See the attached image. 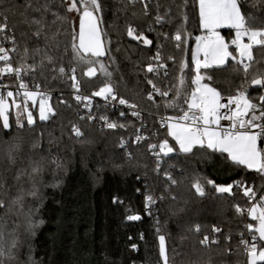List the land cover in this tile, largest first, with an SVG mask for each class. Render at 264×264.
I'll list each match as a JSON object with an SVG mask.
<instances>
[{"label": "snow or ice", "instance_id": "1", "mask_svg": "<svg viewBox=\"0 0 264 264\" xmlns=\"http://www.w3.org/2000/svg\"><path fill=\"white\" fill-rule=\"evenodd\" d=\"M259 3L258 10L264 13V0ZM137 4L144 22L125 19L124 33L135 42L134 47L130 45L133 50L149 55L143 62H131L129 75L134 83L130 87L126 66L113 54L121 49L112 47L103 27L109 0H0V79L14 81L11 86L0 83V132L8 137H0V264H38L30 241L44 223L39 218L43 189L59 188L67 171L65 159L42 146L43 133L27 142L21 135L35 131L36 113L43 123H55L59 115L51 91L42 89L37 80H48L46 73H52L51 80L69 82L70 99L61 94L57 100L69 109L75 106L79 121L99 122L101 130L113 132L134 128L127 139H118L122 159L110 157L107 164L113 170L125 165L129 170L141 166L147 170L148 165H140L130 146L149 155L152 172L162 182L159 194H153L147 171L136 176L144 186L149 215L157 200L177 202L175 193L185 183L201 198L210 186L215 193L233 198L235 213L251 222L244 223L234 250L232 233L222 234L223 229L215 224L211 234L200 223L190 224L187 231L204 249L215 245L224 247L225 253L246 257L237 264H264V19L250 10L257 8L256 0L250 5L249 0H197L203 34L194 38L190 61L186 58L191 39L188 0H170L166 6L160 0H126L123 10L131 7L135 18ZM221 28L233 30L234 37L226 40L218 31ZM65 56L69 57L67 66ZM124 58L131 59L127 51ZM229 71L237 82L224 93L214 78ZM129 92L138 98H129ZM142 103L147 107L142 108ZM162 110L174 113L159 116L163 137L145 122ZM221 121L228 126L223 127ZM68 131L76 143H92L79 123H71ZM56 139L48 134L49 144ZM214 156L222 158L238 178L217 182L191 167L194 158ZM174 161L180 162L179 172ZM98 163L97 171L102 172L104 162ZM46 175L52 176L50 182ZM112 202L124 203L115 195ZM128 211L127 220L141 219ZM155 237L156 264H174L158 218ZM139 239L143 241L144 235ZM130 247L138 250L136 243ZM25 249L27 259L22 260Z\"/></svg>", "mask_w": 264, "mask_h": 264}, {"label": "trees", "instance_id": "2", "mask_svg": "<svg viewBox=\"0 0 264 264\" xmlns=\"http://www.w3.org/2000/svg\"><path fill=\"white\" fill-rule=\"evenodd\" d=\"M23 2V0H18ZM126 0H109L110 7L104 14V29L108 38L112 41V47L119 45L121 51L114 52L122 67L125 68V79L131 87L134 83L129 75L132 68V61H144L149 53L141 54L139 50H133L135 42L124 33L125 19L132 20L133 23L144 22L140 16L141 6L136 5L137 17H132L133 9L130 7L124 11ZM253 0H249V5ZM162 5H167L170 0H160ZM257 8L250 9L258 18L264 19V13L259 11L260 3L256 0ZM197 0H188V24L187 30L191 34L188 41V51L186 58L191 60L192 44L195 37L202 34L198 26ZM119 9V10H117ZM163 11V9H161ZM226 40L234 37V31L227 28L222 31ZM132 45L133 47H130ZM127 51L130 60L124 58ZM68 56L64 57V64L67 66ZM49 77L44 80L37 77L41 87L50 90L55 94L52 99L53 105L59 113L52 122H39L34 132L25 131L21 133L25 141L39 136L43 133L42 146L51 148L53 154L65 159L66 173L63 174V183L59 188L43 189L44 201L40 207L39 218L44 220L42 225L36 229L35 236L30 243L33 248L34 259L38 264H156L158 257V247L155 237V219L158 218L162 233L168 237L170 260L174 264H237V261H245L242 254L225 253L224 247L218 248L213 245L210 250L204 249L196 243V238L187 231L190 224L200 223L204 232L210 233L213 224L223 229L222 234L232 233L233 250L238 240V233L244 230L245 217H239L232 207L234 200L231 197L221 196L211 190L208 186L207 196L201 198L194 195V189H189L187 183L183 184L176 191L177 202L170 199L163 202L157 200L151 206V215L145 210L144 186L136 180L139 173L143 176L147 171L148 184L153 194L161 191V181L152 172V161L143 149L137 150L135 146H130L140 165L147 164L145 170L142 166L129 170L128 165L120 170L111 169L107 162L110 157L121 160V152L118 147V139L123 136L125 139L134 131L129 126L127 132L122 130L105 131L98 129L95 122L87 125L77 119V109L75 106L69 109L65 105L59 104L57 97L63 94V99L69 100V82H58L51 80L52 73H46ZM235 76L229 72L218 74L214 78L215 86L224 93L232 90L236 86ZM134 91H138L134 90ZM129 98L135 97L134 92L126 93ZM146 108V104H141ZM111 115V112H109ZM172 115L171 110H163L155 116L148 117L146 124L154 132L159 129L161 137L164 136L165 129L158 125L157 117L160 115ZM147 115V113H145ZM71 123H79L92 143L81 145L74 139H69V128ZM132 123L138 126L135 118ZM63 127V136H61ZM52 133L56 137L53 144L48 143V134ZM0 137L7 139L4 132H0ZM171 141V138H168ZM83 157V159H82ZM183 157H181V161ZM98 161L104 162V170L98 172L100 166ZM176 163V171H180V162ZM202 175L216 179L217 182H230L231 178H238V173L232 171L222 158L212 157L211 159L194 158L191 166ZM2 168V165H0ZM45 180L50 182L51 175H46ZM259 183V180H257ZM140 191L137 192L136 189ZM118 196L124 201L123 204H114L113 196ZM241 204L244 203L242 197L238 198ZM140 215L138 221H129L126 216L129 214ZM143 234L145 239H139ZM184 239H181V237ZM129 237L131 239H129ZM136 243L138 250L133 251L131 244ZM224 245V241H221ZM175 249V252L172 249ZM22 260L27 259V249L22 251Z\"/></svg>", "mask_w": 264, "mask_h": 264}, {"label": "built area", "instance_id": "3", "mask_svg": "<svg viewBox=\"0 0 264 264\" xmlns=\"http://www.w3.org/2000/svg\"><path fill=\"white\" fill-rule=\"evenodd\" d=\"M0 83H7V84H9V85L11 86L12 84H14V81H13V80H10V79L7 78V77H5V78L0 79ZM30 86H31V84H30ZM42 89H44V88H42ZM51 93H52V99L55 98L57 95H60L59 93L55 94V93L52 92V91H51ZM96 100H97V102L102 103V101H100V98H96ZM94 110H95V109H94ZM164 115H167V114H164ZM157 119H158V121H159V116L157 117ZM95 123H96L98 129L101 130L100 125H99V122H95ZM158 125H159V122H158ZM221 125H222L223 127H227V126H228V122H227V121H221ZM159 126H160V125H159ZM161 128H162V127H161ZM163 129H164V128H163ZM104 130H105V131H110V130H107V129H104ZM245 222H251V221H248L247 218L245 217Z\"/></svg>", "mask_w": 264, "mask_h": 264}, {"label": "rangeland", "instance_id": "4", "mask_svg": "<svg viewBox=\"0 0 264 264\" xmlns=\"http://www.w3.org/2000/svg\"><path fill=\"white\" fill-rule=\"evenodd\" d=\"M223 29H227V28H221V29L218 30L222 36H223V33H222ZM234 35H235V33H234ZM192 45H193V46H192V49H193V48L195 47V41L193 42ZM192 49H191V50H192ZM36 116H37V121H39V120H38V113H36Z\"/></svg>", "mask_w": 264, "mask_h": 264}, {"label": "crops", "instance_id": "5", "mask_svg": "<svg viewBox=\"0 0 264 264\" xmlns=\"http://www.w3.org/2000/svg\"><path fill=\"white\" fill-rule=\"evenodd\" d=\"M224 30V29H223ZM203 34V33H202ZM202 34H200V35H202Z\"/></svg>", "mask_w": 264, "mask_h": 264}, {"label": "water", "instance_id": "6", "mask_svg": "<svg viewBox=\"0 0 264 264\" xmlns=\"http://www.w3.org/2000/svg\"><path fill=\"white\" fill-rule=\"evenodd\" d=\"M130 39V38H129Z\"/></svg>", "mask_w": 264, "mask_h": 264}]
</instances>
